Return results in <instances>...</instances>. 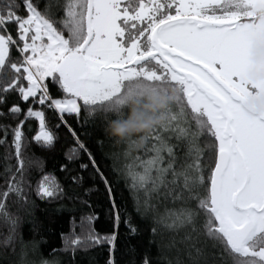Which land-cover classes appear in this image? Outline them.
<instances>
[{
	"label": "snow or ice",
	"instance_id": "6c2138e0",
	"mask_svg": "<svg viewBox=\"0 0 264 264\" xmlns=\"http://www.w3.org/2000/svg\"><path fill=\"white\" fill-rule=\"evenodd\" d=\"M256 5L264 0H0L3 245L15 252L18 217L9 201L27 204L32 190L28 172L35 160L25 154L23 126L38 121L33 140L42 148L57 138L46 107L57 114L54 127L63 125L73 138L67 159H84L78 169L61 166L70 173L68 191L42 173L34 190L39 199L90 206L87 194L97 189L84 187L86 173L103 183L118 229L120 208L108 174L122 175L136 212L153 213L149 243L157 244V254L146 253L142 264H264V115L241 108L244 96L264 90L242 78ZM50 86L62 95L53 96ZM160 93L173 100L163 123L146 137L130 138L123 159L114 153L106 173L100 167L105 122L122 117L128 101ZM82 110L78 131L65 114L79 123ZM95 132L93 151L80 136ZM137 148L142 155H132ZM160 200L172 207L159 213ZM93 219L94 213L81 217V233L65 237L62 251L103 244L107 264H114L117 233L85 231ZM123 223L130 234L138 232L129 216ZM26 255L21 243L8 264H35Z\"/></svg>",
	"mask_w": 264,
	"mask_h": 264
},
{
	"label": "trees",
	"instance_id": "16d2710c",
	"mask_svg": "<svg viewBox=\"0 0 264 264\" xmlns=\"http://www.w3.org/2000/svg\"><path fill=\"white\" fill-rule=\"evenodd\" d=\"M0 83L3 82L0 81ZM50 91L55 97L62 95L55 87L50 86ZM9 99H15V96H10ZM19 103L22 106L25 104L22 100ZM32 106L35 109L41 108L39 104ZM43 110L46 113L48 127L56 133L57 138L51 147L42 148L33 140L38 130V121L32 118L23 126L26 144L25 154L35 160V163L31 165L28 172L32 190L28 192L30 200L27 204L23 202L12 204L9 201L11 210L18 217L14 233L15 252L12 245H3L2 241L8 234V226L0 222V264H8L9 261L16 260L18 258L17 253L21 249V243L25 246L26 259L34 261L35 264H40L41 260L51 261L53 259L57 260L59 264H107L110 255L108 251L109 246L107 245H93L87 249H77L75 252L62 251L65 246L64 238L71 236L73 233H81V217H86L89 213H94V219L90 225L85 222V231L91 227L100 235L109 234L113 231L117 233L111 253L114 264H142L146 253H150L155 257L157 254V244L149 243L152 239L153 213L148 211L144 216H141L136 212L132 193L122 175L117 178L115 174H108V179L112 181L113 185L115 203L120 208L121 222L118 229L114 228L113 224L112 202L107 197L105 187L99 178L93 180L90 175L84 174V187H89L94 183L97 189L95 192L87 194L90 206L73 203L67 199L46 202L35 195L36 181L38 177L42 176V173L53 174L64 189L68 191L69 186L72 184L68 179L70 173L64 171L61 166H66L69 169H78L79 163L84 159L83 154L77 156L72 161L67 159L66 153L75 146L73 138L63 125L59 128L54 127L57 123V114L53 110L46 107ZM65 115L72 124V127L79 131L84 123L85 113L83 110L79 123H77L73 116ZM0 122H3V118H0ZM99 135V132H95L92 136L81 135L80 139L93 151H96L97 145L94 141ZM126 148L127 145L125 143L117 142L109 135L105 137L103 151L106 155L100 167L108 173L113 163V154H119L121 159H123V152ZM2 154L3 148L0 147V155ZM142 154V148L133 149L132 155ZM72 187L75 189L74 185ZM75 190L81 191V189ZM61 205L63 207L58 211L57 209ZM166 206L172 207L170 203L166 205L162 200L158 201L157 211L163 213ZM125 216H129L133 224L137 226L138 232L135 235L130 234L123 223ZM158 239L159 237H157Z\"/></svg>",
	"mask_w": 264,
	"mask_h": 264
},
{
	"label": "clouds",
	"instance_id": "9594fccd",
	"mask_svg": "<svg viewBox=\"0 0 264 264\" xmlns=\"http://www.w3.org/2000/svg\"><path fill=\"white\" fill-rule=\"evenodd\" d=\"M254 67L249 76L254 80H264V48L259 50L253 60ZM173 103L171 93L153 95L146 94L143 98L130 100L122 117L107 121L106 132L117 142L126 143L130 138L148 136L152 130L163 123L162 113ZM246 108L253 115H264V99L258 103H249Z\"/></svg>",
	"mask_w": 264,
	"mask_h": 264
},
{
	"label": "flooded vegetation",
	"instance_id": "af4514ba",
	"mask_svg": "<svg viewBox=\"0 0 264 264\" xmlns=\"http://www.w3.org/2000/svg\"><path fill=\"white\" fill-rule=\"evenodd\" d=\"M253 14L257 17V26L251 30L249 44L244 56V70L242 78L248 85H264V80H254L249 76L250 71L256 67L253 60L258 55L259 50L264 48V5H256L253 9ZM264 99V90H259L256 93H250L244 96L241 100V108L249 115H253L246 108L249 103L255 104Z\"/></svg>",
	"mask_w": 264,
	"mask_h": 264
}]
</instances>
